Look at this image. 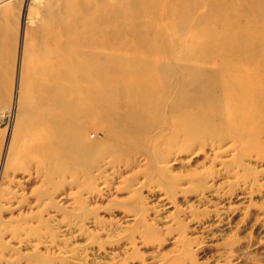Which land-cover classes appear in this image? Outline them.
<instances>
[{
    "label": "rangeland",
    "instance_id": "rangeland-1",
    "mask_svg": "<svg viewBox=\"0 0 264 264\" xmlns=\"http://www.w3.org/2000/svg\"><path fill=\"white\" fill-rule=\"evenodd\" d=\"M32 1L0 4L7 34L0 38V264H264V117L252 140L226 129L190 136L183 121L201 82L191 83L194 66L181 65L172 50L162 68L170 75L153 93L161 115L155 110L135 122L119 95L90 121L88 150L69 148L44 114L50 101L31 71L38 35L55 31L46 27L47 13L40 26L23 23ZM211 1L201 7L218 5ZM94 51L110 54L75 48L76 55ZM50 52L54 68L59 57ZM164 59L153 58L152 72L159 75ZM187 84L178 95L177 86ZM250 92L254 103L253 86ZM209 102L218 127L225 100ZM43 124L57 132L52 163L30 157Z\"/></svg>",
    "mask_w": 264,
    "mask_h": 264
},
{
    "label": "bare ground",
    "instance_id": "bare-ground-1",
    "mask_svg": "<svg viewBox=\"0 0 264 264\" xmlns=\"http://www.w3.org/2000/svg\"><path fill=\"white\" fill-rule=\"evenodd\" d=\"M43 2L33 0L22 13L24 24L30 21L37 26L47 13L46 27L55 29L38 35L39 41L31 50L35 67L31 71L44 99L50 101L44 114L48 120L54 117L53 123L61 135L67 136L69 148L88 150L90 144L84 133L90 121L110 101L121 98L119 95L128 106L126 117L135 122L142 124L143 117L155 110L161 115V104L153 100V93L156 84L170 75L162 68L172 50L181 65L194 66L191 83L201 82V97L190 106L192 111L187 108L183 121L190 136L201 139L207 133L226 129L236 139L247 141L253 139L254 127L261 126L264 0H232L230 5L213 0L218 5L205 8L201 0H46V8ZM93 4L99 6L97 13ZM6 6L3 11H10L12 5ZM127 29L131 39L126 38ZM6 35L0 25V38L6 41ZM76 47L110 54L94 51L76 55ZM47 51L59 57L54 68L49 67ZM158 55L165 58L159 75L150 69ZM188 85L177 86L178 95ZM251 86L257 98L254 103L248 101ZM219 95L225 100L227 115L216 127L210 121L208 103ZM48 127H40L39 141L31 147L30 157L52 163L55 147L51 136L57 132Z\"/></svg>",
    "mask_w": 264,
    "mask_h": 264
}]
</instances>
